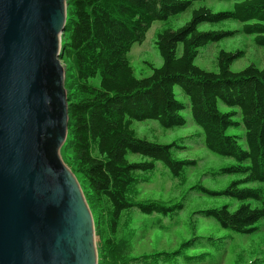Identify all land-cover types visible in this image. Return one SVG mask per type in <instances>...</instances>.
Listing matches in <instances>:
<instances>
[{"label":"trees","instance_id":"obj_1","mask_svg":"<svg viewBox=\"0 0 264 264\" xmlns=\"http://www.w3.org/2000/svg\"><path fill=\"white\" fill-rule=\"evenodd\" d=\"M201 1L67 0L70 12L63 53L71 63L69 138L61 153L96 212L102 238L100 264H153L154 253L132 255L135 231L119 236L120 222L135 210L146 217L156 215L149 225L160 228L163 219L185 208L183 202L165 205L134 198L141 195L137 186L147 180L157 162L173 177L194 163L174 157V147L181 148L175 143L138 137L134 121L156 120L166 130L182 128L189 111L201 129L204 146L232 160L218 172L237 176L224 188L197 186L202 199L226 200L202 206L196 214L191 212L192 217L202 213L221 230L239 235L253 234L264 219L263 192L250 186L264 184V66L251 63L232 71L243 51L224 50L218 53L217 71L195 63L201 48L239 33L200 30L203 23L239 22L241 33L254 36L256 45L264 48V0H219L234 2L232 10L220 12L207 6L193 8ZM188 10L191 18L183 25L157 33L162 65L152 66L147 77H136L129 57L133 45L144 41L155 21ZM94 78H99L98 86L91 84ZM182 94L186 101L179 99ZM230 129H243V133L229 134Z\"/></svg>","mask_w":264,"mask_h":264},{"label":"water","instance_id":"obj_2","mask_svg":"<svg viewBox=\"0 0 264 264\" xmlns=\"http://www.w3.org/2000/svg\"><path fill=\"white\" fill-rule=\"evenodd\" d=\"M67 0H0V264H98L94 218L61 148Z\"/></svg>","mask_w":264,"mask_h":264},{"label":"rangeland","instance_id":"obj_3","mask_svg":"<svg viewBox=\"0 0 264 264\" xmlns=\"http://www.w3.org/2000/svg\"><path fill=\"white\" fill-rule=\"evenodd\" d=\"M233 3V1L204 0L196 2L193 8L207 6L213 11L220 12L232 10ZM69 10L70 7L67 6V14L70 12ZM190 18L191 10H188L152 24L144 41L136 42L129 53L136 77H147L153 71L152 66L162 65V57L155 44L157 33L165 28H178ZM241 28V23L236 21L201 24L200 30H238L239 33L201 48L195 63L207 71H217V56L221 50L233 53L243 51V55L231 65L232 71H239L251 63L263 67L264 48L256 45L253 40L254 36H246L241 33ZM66 38L65 32L61 34L62 43L66 42ZM61 62L65 70V87L68 96L70 95L68 82L71 76V63L64 57V53ZM90 82L98 86L99 78H94ZM179 99L186 101L183 94L179 96ZM185 115L188 118L186 126L169 130L164 129L156 120L132 123V128L138 137L161 144L175 143L181 147H174L175 158L194 161L190 166L184 168L179 177H173L161 162H157L155 170L147 176V180L141 181L137 186L141 195L134 198L143 197L146 201L156 200L165 205L183 202L185 208L177 210L171 217L163 219L160 228L149 225L150 219L156 215L146 217L138 211L131 210L128 212L129 214L124 215L120 222L119 236L135 231L132 255L140 258L145 254L154 253V259L157 261H154L153 264H264V219L258 223L257 230L253 234L239 235L221 230L211 219L203 217L202 213L193 217L190 215L192 211L196 214V209L202 206L218 205L226 200L223 198L202 199L197 193V186L202 184L208 189L220 190L237 176L219 175L220 168L230 164L232 160L209 151L203 144L201 129L192 120L190 112L186 111ZM228 133L242 134L243 129H230ZM68 138L67 135L66 141ZM137 158L140 159V157ZM194 186L195 188H193ZM250 186L261 189L264 195V184ZM92 215L98 264H100L102 261V238L99 226L95 221L96 212L92 211ZM132 264L148 263L135 261Z\"/></svg>","mask_w":264,"mask_h":264}]
</instances>
